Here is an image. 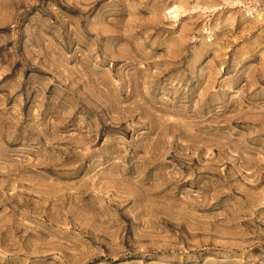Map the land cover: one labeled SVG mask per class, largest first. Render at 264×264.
<instances>
[{"label":"rangeland","instance_id":"1","mask_svg":"<svg viewBox=\"0 0 264 264\" xmlns=\"http://www.w3.org/2000/svg\"><path fill=\"white\" fill-rule=\"evenodd\" d=\"M0 264H264V0H0Z\"/></svg>","mask_w":264,"mask_h":264}]
</instances>
